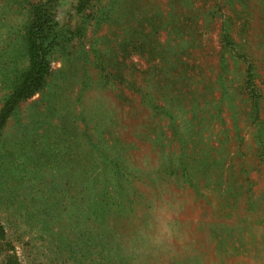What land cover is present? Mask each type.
<instances>
[{"label": "rangeland", "instance_id": "374dc122", "mask_svg": "<svg viewBox=\"0 0 264 264\" xmlns=\"http://www.w3.org/2000/svg\"><path fill=\"white\" fill-rule=\"evenodd\" d=\"M41 1L0 0V106ZM52 11L0 133V264H264V0Z\"/></svg>", "mask_w": 264, "mask_h": 264}, {"label": "trees", "instance_id": "16d2710c", "mask_svg": "<svg viewBox=\"0 0 264 264\" xmlns=\"http://www.w3.org/2000/svg\"><path fill=\"white\" fill-rule=\"evenodd\" d=\"M55 0H43L32 3L27 9V18L22 25L23 57L26 64L16 71L9 84V92L4 96L0 106V133L8 118L14 113L17 103L31 97L44 87L49 74L50 53L64 44L65 33L57 27L53 15ZM86 0H79L83 5ZM106 72V71H105ZM108 76L113 74L106 72ZM107 77V75H106ZM147 94V93H146ZM4 230L0 225V240Z\"/></svg>", "mask_w": 264, "mask_h": 264}]
</instances>
